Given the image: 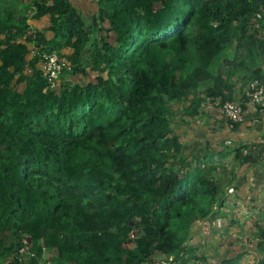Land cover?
Listing matches in <instances>:
<instances>
[{
    "label": "trees",
    "instance_id": "16d2710c",
    "mask_svg": "<svg viewBox=\"0 0 264 264\" xmlns=\"http://www.w3.org/2000/svg\"><path fill=\"white\" fill-rule=\"evenodd\" d=\"M94 8L0 0V264L178 261L216 187L209 159L183 157L172 120L198 107L201 81L230 100L225 67L264 81V0ZM44 16L47 32L28 28ZM49 52L66 64L45 89Z\"/></svg>",
    "mask_w": 264,
    "mask_h": 264
},
{
    "label": "crops",
    "instance_id": "0c3cea01",
    "mask_svg": "<svg viewBox=\"0 0 264 264\" xmlns=\"http://www.w3.org/2000/svg\"><path fill=\"white\" fill-rule=\"evenodd\" d=\"M81 11H95L96 0H74ZM29 29L47 32L46 17L27 20ZM43 29V30H42ZM48 34V33H47ZM229 57L232 52L228 50ZM264 71V64H260ZM237 67L224 68V94L242 102L249 77ZM209 82L197 87L199 99ZM183 106V116L175 117L172 132L183 143L186 160L205 156L214 170L210 178L216 197L206 217L188 234L177 264H262L264 261V102L258 110L248 103L243 118L231 123L214 110ZM228 187L233 191L227 193ZM243 213H238V211Z\"/></svg>",
    "mask_w": 264,
    "mask_h": 264
},
{
    "label": "built area",
    "instance_id": "2783aa9c",
    "mask_svg": "<svg viewBox=\"0 0 264 264\" xmlns=\"http://www.w3.org/2000/svg\"><path fill=\"white\" fill-rule=\"evenodd\" d=\"M42 64L47 80V88H53L55 82L58 79L60 69L65 66V61L63 58L57 56L54 52L42 54ZM244 102H234L230 100H223L220 96H208L203 95L199 99L198 107L201 110H214L219 115L224 117L231 123H239L243 118V106L244 103L257 106L259 110L264 102V81L259 82L257 80H252L247 83L245 90L243 92ZM233 191L232 187H228L226 192L231 193ZM238 213H243V211H238ZM23 251V248L18 250ZM19 261H22V257H18ZM145 263V262H144ZM24 264V263H23ZM151 264H174L172 259L156 260ZM264 264V262L262 263Z\"/></svg>",
    "mask_w": 264,
    "mask_h": 264
},
{
    "label": "clouds",
    "instance_id": "9594fccd",
    "mask_svg": "<svg viewBox=\"0 0 264 264\" xmlns=\"http://www.w3.org/2000/svg\"><path fill=\"white\" fill-rule=\"evenodd\" d=\"M42 54H44V53H42ZM64 59V58H63ZM66 64V63H65ZM41 68H42V70H43V72H44V68H43V64H42V55H41ZM44 74H45V72H44ZM45 78H46V76H45ZM48 83V82H47ZM55 85H56V82H55ZM47 88V86L45 87V89ZM202 97V96H201ZM28 239V240H27ZM24 242L26 241V244H25V246L24 247H22L23 248V252L25 251V248L28 246V242H29V238L28 237H24V240H23ZM20 249V248H19ZM23 254H25V253H23ZM20 257H22V261H21V264H25L26 263V258H28V255L27 256H20ZM172 259L171 257H166L165 259H158V260H164V261H166V260H168V259ZM17 259H18V256H17ZM173 260V259H172ZM174 261V264H177V262L178 261H176V260H173ZM264 262V261H263ZM46 263H48V260H47V262Z\"/></svg>",
    "mask_w": 264,
    "mask_h": 264
},
{
    "label": "rangeland",
    "instance_id": "374dc122",
    "mask_svg": "<svg viewBox=\"0 0 264 264\" xmlns=\"http://www.w3.org/2000/svg\"><path fill=\"white\" fill-rule=\"evenodd\" d=\"M130 246H131V244H130ZM50 259H51V254L49 253V251H47V253H45L44 254V257H43V260L44 261H50Z\"/></svg>",
    "mask_w": 264,
    "mask_h": 264
},
{
    "label": "water",
    "instance_id": "95a60500",
    "mask_svg": "<svg viewBox=\"0 0 264 264\" xmlns=\"http://www.w3.org/2000/svg\"><path fill=\"white\" fill-rule=\"evenodd\" d=\"M28 240V239H27Z\"/></svg>",
    "mask_w": 264,
    "mask_h": 264
}]
</instances>
